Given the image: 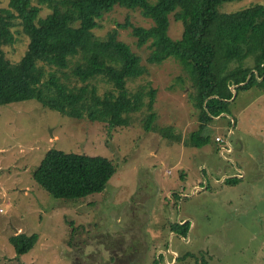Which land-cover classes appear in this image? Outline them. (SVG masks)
Instances as JSON below:
<instances>
[{
    "label": "rangeland",
    "instance_id": "374dc122",
    "mask_svg": "<svg viewBox=\"0 0 264 264\" xmlns=\"http://www.w3.org/2000/svg\"><path fill=\"white\" fill-rule=\"evenodd\" d=\"M255 3L264 0L225 3L220 12ZM8 6L9 0H0V9ZM127 19L153 25L140 11L117 7L94 34L105 39ZM170 21L169 34L177 40L182 25L172 15ZM22 30L16 20L15 43L1 49L14 64L29 45ZM119 33L148 72L129 89H155L156 125L171 127L181 141L146 130L141 114L130 127L110 128L63 116L37 101L1 106L0 264H264V92L239 93L231 115L209 124L208 144L186 145L183 140L200 124L186 75L173 59L149 65L150 49L139 48L130 30ZM225 133L232 153L221 152L217 138L225 139ZM51 148L106 157L116 173L102 193L56 199L33 178ZM175 222L189 224L185 238L171 232ZM19 233L38 235L22 257L9 242Z\"/></svg>",
    "mask_w": 264,
    "mask_h": 264
},
{
    "label": "trees",
    "instance_id": "16d2710c",
    "mask_svg": "<svg viewBox=\"0 0 264 264\" xmlns=\"http://www.w3.org/2000/svg\"><path fill=\"white\" fill-rule=\"evenodd\" d=\"M234 1L9 0L8 8L0 9V107L37 101L63 116L110 128L130 127L141 121V114L140 124L146 130L180 142L171 127L156 125L157 91L150 85L133 92L129 89L130 83L148 74L141 57L119 38L120 29L130 30L139 48L150 49L149 65L160 66L173 59L186 75L200 124L183 142L202 147L211 140L209 124L231 115L230 106L239 93L264 92V5L220 12L223 4ZM117 7L140 11L153 25L136 26L127 19L105 39L96 37L94 30ZM43 9L47 13L42 17ZM171 15L182 25L177 40L169 34ZM16 20L29 45L21 61L14 64L1 49L15 43ZM102 84L110 89L103 92ZM226 136L217 140L229 151L231 142ZM115 173L113 162L106 157L51 148L33 178L50 196L79 201L104 192ZM188 229L187 222L171 225V232L181 238ZM37 240V234L25 233L9 238L18 257L28 254Z\"/></svg>",
    "mask_w": 264,
    "mask_h": 264
},
{
    "label": "crops",
    "instance_id": "0c3cea01",
    "mask_svg": "<svg viewBox=\"0 0 264 264\" xmlns=\"http://www.w3.org/2000/svg\"><path fill=\"white\" fill-rule=\"evenodd\" d=\"M223 147V146H222ZM224 148L225 147H223L222 149H221V152H224ZM233 151V149H232V147H230V149H229V151L228 152H232Z\"/></svg>",
    "mask_w": 264,
    "mask_h": 264
},
{
    "label": "water",
    "instance_id": "95a60500",
    "mask_svg": "<svg viewBox=\"0 0 264 264\" xmlns=\"http://www.w3.org/2000/svg\"><path fill=\"white\" fill-rule=\"evenodd\" d=\"M248 81V80H247ZM233 89H235V88H232V92H233V95L235 96L236 94H235V90H233ZM229 144V143H228ZM225 149V148H224ZM173 235H176V234H174L173 233ZM184 240V239H183Z\"/></svg>",
    "mask_w": 264,
    "mask_h": 264
},
{
    "label": "built area",
    "instance_id": "2783aa9c",
    "mask_svg": "<svg viewBox=\"0 0 264 264\" xmlns=\"http://www.w3.org/2000/svg\"><path fill=\"white\" fill-rule=\"evenodd\" d=\"M217 139L219 140V139H220V137H218ZM225 149H226V148H225ZM225 149H224V151H225ZM226 151H228V149H226Z\"/></svg>",
    "mask_w": 264,
    "mask_h": 264
}]
</instances>
